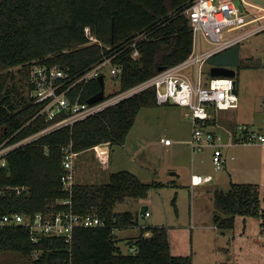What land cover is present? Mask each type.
I'll return each mask as SVG.
<instances>
[{
  "label": "trees",
  "instance_id": "1",
  "mask_svg": "<svg viewBox=\"0 0 264 264\" xmlns=\"http://www.w3.org/2000/svg\"><path fill=\"white\" fill-rule=\"evenodd\" d=\"M191 2L0 0V140L15 132V140L21 139L50 124L35 117L39 106L27 95L28 67L33 63L58 64L76 75L116 53L112 63L121 67L118 89L125 90L151 78L161 66L184 61L193 46V31L185 13ZM87 27L97 41L86 35ZM140 34V56L134 59L128 45ZM17 66L26 70L21 90L12 84ZM100 90L98 79H93L84 88L77 87L74 96L82 91L81 100L86 102ZM157 105L155 89L147 88L73 127L60 128L13 150L6 166L0 168V216L21 213L33 218L39 212L72 209L80 215H97L104 224L78 227L72 240L43 236L36 242L25 225L9 226L0 231V253L16 255L21 264H194L191 255L171 252L166 226L145 227L138 238L127 242L132 250L129 253L118 245L116 231L138 226L139 219L131 210L117 211V204L129 198L146 199L152 189L177 186L175 182H145L121 170L111 173L106 183L76 182L70 194L61 181L62 145L72 141L79 152L106 142L122 145L139 111ZM23 186L27 191L20 195L12 189ZM69 197L71 205L63 204ZM213 197L217 228H232L237 215H242L258 217L264 231V207L257 184L232 182L226 190L216 189Z\"/></svg>",
  "mask_w": 264,
  "mask_h": 264
},
{
  "label": "built area",
  "instance_id": "2",
  "mask_svg": "<svg viewBox=\"0 0 264 264\" xmlns=\"http://www.w3.org/2000/svg\"><path fill=\"white\" fill-rule=\"evenodd\" d=\"M185 13L193 31L192 53L189 57L128 89L105 92L104 97L95 103L83 102L82 91L76 96L74 91L79 86L84 88L87 83L98 79L101 74L105 79L107 67L109 75L119 81L121 67L112 63L116 53L76 75L58 64H31L28 67L27 95L32 104L39 106L35 117L41 116L50 124L21 139L15 140L18 134L15 132L0 140V168L6 166L7 156L16 148L33 143L60 128L73 127L75 123L128 97L147 88H154L158 105L175 104L188 109L192 122L190 139L192 150L202 151L206 147H212L214 167L216 170L222 169L225 162L222 136L212 129L210 120H213L217 111L237 108L240 99L234 77L210 75L205 79L204 72L212 56L264 32V3L257 0H192ZM86 35L91 41H97L89 27L86 28ZM142 38L143 34H140L128 45L133 48L131 56L134 59L140 56L137 43ZM237 132L243 143L264 144V127L253 128L248 124H240ZM161 141L165 144L172 143L170 138H162ZM61 150L64 168L61 181L64 189L71 194L76 183L75 161L81 152L74 149L72 141L62 145ZM210 180H212L211 175L194 174L191 177V184L198 185ZM12 189L18 195L27 191L25 186ZM62 203L71 205V197L62 200ZM149 215L150 212L146 211L145 216ZM19 224L30 229L31 240L36 242L43 236L72 240L76 228L97 227L104 223L97 215H80L72 209L60 210L53 214L39 212L33 218L21 213H6L0 216V231ZM34 256L38 257L39 252H35Z\"/></svg>",
  "mask_w": 264,
  "mask_h": 264
},
{
  "label": "rangeland",
  "instance_id": "3",
  "mask_svg": "<svg viewBox=\"0 0 264 264\" xmlns=\"http://www.w3.org/2000/svg\"><path fill=\"white\" fill-rule=\"evenodd\" d=\"M242 45V59L246 56L255 57L262 59L264 62V32L249 37ZM22 67L17 66L13 68L15 78L12 84L17 85L20 90L26 71ZM259 71L261 72L252 76L250 71L243 68L239 69L242 76L245 73L243 80L246 79L248 84L250 83L249 88L256 84L254 81L256 80L257 82L260 77H262V80L257 82V85H263L264 66ZM204 75L205 79L210 77L208 67ZM118 88V79L112 78L109 75V68L107 67L105 69V92L109 93ZM178 106L175 104H165L143 108L139 111L134 126L129 132L131 135H128L127 148L123 150L124 155L119 156L117 152L122 151L119 150V147H116L118 145L113 146L112 169H117L120 166H122L121 169L128 168L131 161L138 162L137 156H134L133 160V156L131 155L133 151L128 150V148L131 145L133 137L137 138L135 145L139 146L141 145V140L145 139L144 136L147 135L153 136L155 139L156 137L158 139L168 137L174 141L172 151L174 152L175 150L177 152L175 157H177L179 163L177 164L179 173L175 176L179 184L178 187L174 189L168 187L152 189L145 199L146 204L144 205L150 207L151 216H144L141 212V201L139 200L129 198L125 202L117 204V211L131 210L138 214L139 219V227L134 226L116 231L118 244L124 253H129L132 250L127 242L132 237L127 238L126 235L131 232V229H135L140 233V227H150L156 223H160L168 229L171 252L174 255H191L194 264H264V231L261 228L260 219L254 216L237 215L232 228L227 229L225 232L219 231L214 226L213 192H211L210 188L195 190L188 186L186 177L191 175L192 164H195V171L203 170L202 167L206 169L210 168L214 172L216 171L209 161L211 148L206 147L200 152L193 153L194 151L192 152L191 146L185 143V138H187L191 131V122L186 115L187 109L185 110L181 106ZM141 133L143 134L142 137H140ZM97 147L98 145L93 147V150L83 151L77 157L75 161L76 182L106 183L109 181V170L104 171V168L99 169L96 165L98 162L95 157V150L100 151ZM164 149L165 147L160 146L159 150L149 148L144 152L145 156H149L148 160L151 161V164L154 157L155 164L153 165L155 169H157L158 165L160 166L163 179L167 177V174L171 171L170 169H172L168 168L169 164L167 163L174 162L173 154L169 151H164ZM145 156H141V158ZM201 159L202 162L199 161ZM223 170V174L227 178L229 169ZM147 174L149 176L150 172H147ZM148 176L143 177L147 178ZM258 176H262L261 172H258ZM259 179L261 203L264 207V175ZM147 181L149 180H145V182ZM230 185L225 184L221 187L226 190ZM182 195L184 198H181ZM179 198L181 200H179V208L177 210ZM173 200H176L177 204H174ZM199 223L206 227L199 229ZM0 264H21V259L9 252L0 253Z\"/></svg>",
  "mask_w": 264,
  "mask_h": 264
},
{
  "label": "crops",
  "instance_id": "4",
  "mask_svg": "<svg viewBox=\"0 0 264 264\" xmlns=\"http://www.w3.org/2000/svg\"><path fill=\"white\" fill-rule=\"evenodd\" d=\"M244 42L239 44L241 46V51L243 48L242 44ZM263 66H264V62L262 61V59L255 58V57H247V56L244 59H242L241 54H240V64L236 68V76L234 77L237 81L236 90H237V93L240 99L239 106L237 108L215 112V117L213 118V123H212V129L218 132L219 134H221L222 136V148H223L224 160H225L224 166L219 171L215 169L213 161H212L213 149L212 147H208V148H211V155H209L210 157L209 161L212 164L216 172H214L210 168L206 169L204 167H202L203 170L200 169L199 171H195V168H196L195 164H192L191 175H189V177L188 176L186 177V181L189 187L194 188L195 190L210 188L211 192H214L216 189H222L221 186H224L225 184H231L232 182L254 183V184H257L258 186L260 185L259 178H262V176L264 175V144L243 143L239 141L237 127L240 124H248L249 126L253 128H263L264 127V107H263L264 83L263 85L262 84L257 85V82H260L262 80V77H260L257 82L255 80L254 82L256 84H254L253 86L249 88L250 83L248 84V81L246 79L243 80L245 78V73L242 76L241 72H239V69L243 68L247 71H250V74L252 76H255V74H257L258 72H261L259 71V69L262 68ZM208 71L210 74L209 66H208ZM241 76H242V80H241ZM167 105H170V104H167ZM181 108L185 110L187 109L186 107L183 108V106H181ZM187 110H186V115L188 116L191 122V119L189 117V113ZM190 126H191V131L189 132L187 138H185V143H188L189 146H191L190 137L192 136V122ZM129 136H127L126 141L123 145L116 146L120 148V149L119 148H116V149H119L122 151V152H117L119 156L124 155L123 150L127 148V142H128ZM142 136L143 134L141 133L140 137ZM144 137L145 139L141 140V145L139 146L135 145V141L137 138L133 137L131 145H129V148H128V150L133 151L131 153V155L133 156V160H134V156H137V160L139 163L136 161L134 162L131 161L128 168L121 169L122 166L118 165L120 167H117V169H112L113 167L111 166L112 165L111 160H112V152H113L112 150H113L114 145L111 144V147L109 148L108 153H103L101 151L95 150V153H96L95 157L98 162V164L96 165L99 167V169L104 168L103 169L104 171L109 170L110 174L113 172L121 171V170H128L136 174L140 179L144 181L149 180L147 182H151V181L175 182L177 186L172 185V186H167V187L170 189H174L178 187L179 184L177 183L175 176L178 175L179 173V169L177 165L179 163H178L177 157H175L177 155V152L175 150L174 152L172 151L174 141H172L171 144H165L164 142L161 141V139L165 137H161L160 139H158L157 137L155 139V137L153 136L150 137L149 135L144 136ZM160 146L165 147L164 151H169L170 153H172L173 160L174 162H176L174 163L172 161V163H167L169 164L168 168H172V169H170L171 171H169V173L167 174V177H165L164 179L161 176L160 166L158 165L157 169H155L153 165L155 164L154 157L152 158V164H151V161L148 160L149 156H145V153H144L149 148H152V149L156 148L157 150H159ZM89 150H93V149L91 148ZM195 152H200V151H194L193 153ZM141 156H145V157L141 158ZM147 160L150 164L147 162ZM199 161L202 162V159ZM223 169H229L228 170L229 175L227 176V178L223 174V171H224ZM147 172H150L149 176ZM258 172H261L262 176H258ZM194 174H203L204 176L211 175L212 180L206 181L202 184L192 186L191 177ZM143 176H148V177L145 178ZM163 188H166V187H163ZM158 189H162V188H158ZM176 192L178 193V191ZM181 198H184V196L182 195ZM179 200L181 199L179 198L178 204L176 203L177 210L179 208ZM139 201H141L140 203L141 209L143 206H147L146 211H149L150 212L149 216H151L152 213L150 211V207L148 205H144L146 204V200L140 199ZM143 214L145 216V213ZM149 216H145V217H149ZM152 226H164V225L160 223H156L155 225H152ZM214 226L216 227L215 224ZM205 227L206 226L199 223V226H198L199 229H204ZM140 229H141L140 233L135 229H131V232L127 233L126 235L127 238H131V237L132 239L138 238L141 235L143 229H145V227H140ZM217 230L222 231V232L226 231V230H220L219 228H217ZM126 231H129V230H126Z\"/></svg>",
  "mask_w": 264,
  "mask_h": 264
},
{
  "label": "water",
  "instance_id": "5",
  "mask_svg": "<svg viewBox=\"0 0 264 264\" xmlns=\"http://www.w3.org/2000/svg\"><path fill=\"white\" fill-rule=\"evenodd\" d=\"M260 3H264L262 0H257ZM237 4H239V1H237ZM114 38V27L112 28V42ZM240 54H241V46L239 44L224 50L214 56H212L208 60V65L211 76H230L235 77L236 76V68L240 64ZM164 67L161 66L159 70H163ZM98 81L101 85V90L94 95L90 96L88 98L89 103H95L100 101L104 97L105 93V79L104 75L101 74L98 77ZM235 84L237 85V81H235ZM111 147L110 142L101 143L98 145V148L103 153H108L109 148ZM147 210V206H143L141 209L142 213H145Z\"/></svg>",
  "mask_w": 264,
  "mask_h": 264
}]
</instances>
